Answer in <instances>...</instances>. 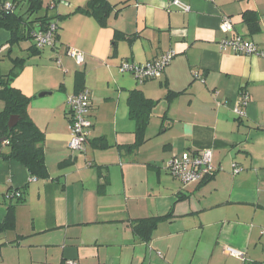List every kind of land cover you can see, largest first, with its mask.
Here are the masks:
<instances>
[{"label": "crops", "instance_id": "1", "mask_svg": "<svg viewBox=\"0 0 264 264\" xmlns=\"http://www.w3.org/2000/svg\"><path fill=\"white\" fill-rule=\"evenodd\" d=\"M107 1L102 26L85 11L88 0H43L41 17L59 25L56 47L34 53L31 41L22 57L11 54L26 60L12 86L32 99L49 176L34 179L19 162L0 160V225L14 222L0 231V264H264V58L219 45L239 35L264 50V0H181L188 13L174 0ZM14 2L26 13L27 0ZM246 13H255L257 32ZM224 16L234 24L228 35ZM70 49L85 55L83 66ZM170 51L176 57L157 80L120 70ZM79 73L93 128L84 151L73 152L67 99ZM134 90L157 102L137 147ZM205 149L216 173L204 183L184 186L166 170L172 157ZM15 190L24 203L11 200ZM152 218L161 220L145 242L133 225Z\"/></svg>", "mask_w": 264, "mask_h": 264}, {"label": "trees", "instance_id": "2", "mask_svg": "<svg viewBox=\"0 0 264 264\" xmlns=\"http://www.w3.org/2000/svg\"><path fill=\"white\" fill-rule=\"evenodd\" d=\"M27 2L28 10L26 13L22 14L17 11L16 2H13L16 5L13 12L0 13V29L7 30L11 34V39L8 42L11 46L22 41H32L33 46L30 49L34 53H38L43 49L36 47L34 34L44 30L53 22H50L47 17H38L29 22V18L42 9L43 0H27ZM111 10L112 7L107 0H88V7L85 9L102 26L107 25V18ZM244 18L251 33L257 32L259 21L255 13H246ZM37 23L36 28L34 25ZM58 33L59 25L57 24L56 43L58 42ZM120 35L117 34L116 36ZM11 54L12 50L10 49L7 55L12 57ZM11 59L13 67L7 74H0V100L4 103V109L0 112V160L17 161L28 170L32 178L46 179L49 175L44 153L45 135L30 117L29 107L32 99L12 86L13 80L18 76L26 60ZM82 81L83 74H77L78 92L83 89L81 88ZM175 95L177 94H171L170 97ZM128 102L130 115L138 124V143L135 146L137 147L144 142V133L150 121L151 111L157 102L146 98L139 90L130 93ZM12 116H17L19 121L16 127L10 129L8 122ZM15 192H18L20 196L11 197V200H15V204L24 203L25 199L21 190H15ZM160 220L161 218L140 220L134 223L133 229L143 241L149 242ZM11 227H14V222L13 218L9 216L7 222L0 225V231Z\"/></svg>", "mask_w": 264, "mask_h": 264}, {"label": "built area", "instance_id": "3", "mask_svg": "<svg viewBox=\"0 0 264 264\" xmlns=\"http://www.w3.org/2000/svg\"><path fill=\"white\" fill-rule=\"evenodd\" d=\"M172 5L178 10L188 13L191 7L181 0H174ZM16 5L6 0H0V13H9L15 10ZM220 31L226 35L234 31V24L230 17L224 16L220 24ZM57 24L50 23L48 27L34 34V42L38 49L55 47ZM222 52H231L236 55L260 56L264 58V50H261L255 43L237 35L226 37L219 43ZM68 55L75 61L77 66L85 64V55L76 49L68 50ZM176 57L175 51H170L160 58L148 62L144 65L123 62L120 70L123 73L133 75L140 83L149 80H157L162 77L165 69L172 63ZM248 97L242 96L241 106L247 104ZM67 106L70 117L71 140L69 147L73 152H82L89 140L93 123L90 119L92 108V96L88 89H82L67 99ZM236 114L244 117L245 113L241 108H236ZM212 150L205 149L198 152H186L181 157L175 156L166 162V170L175 179L182 182L184 186L190 184H202L212 178L216 173V168L212 164ZM235 173L241 171L234 164ZM18 192H14L10 197H19ZM230 255L244 260V254L241 251L228 249ZM67 264H77L68 262Z\"/></svg>", "mask_w": 264, "mask_h": 264}, {"label": "rangeland", "instance_id": "4", "mask_svg": "<svg viewBox=\"0 0 264 264\" xmlns=\"http://www.w3.org/2000/svg\"><path fill=\"white\" fill-rule=\"evenodd\" d=\"M8 2H14V0H6ZM24 8H27V4H24ZM46 13L45 9L41 10L40 12L34 14L31 16L32 20H34L37 17L44 16ZM49 15H52V12H49ZM55 23V22H54ZM0 29V74L2 73H8L10 69L13 67L12 57H9L7 55L8 51L12 50V56L13 57H22V50L21 47L25 48L27 47L31 41H22L20 43H16L13 46H11L9 43H6V35L7 30Z\"/></svg>", "mask_w": 264, "mask_h": 264}, {"label": "water", "instance_id": "5", "mask_svg": "<svg viewBox=\"0 0 264 264\" xmlns=\"http://www.w3.org/2000/svg\"><path fill=\"white\" fill-rule=\"evenodd\" d=\"M19 118L17 116H12L9 119L8 126L10 129H13L18 124Z\"/></svg>", "mask_w": 264, "mask_h": 264}]
</instances>
